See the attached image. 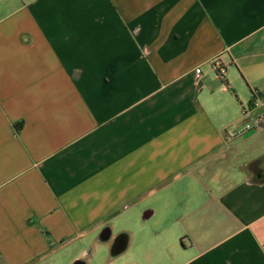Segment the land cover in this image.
I'll list each match as a JSON object with an SVG mask.
<instances>
[{"label":"crops","instance_id":"1","mask_svg":"<svg viewBox=\"0 0 264 264\" xmlns=\"http://www.w3.org/2000/svg\"><path fill=\"white\" fill-rule=\"evenodd\" d=\"M263 112L264 0H0V264H264Z\"/></svg>","mask_w":264,"mask_h":264},{"label":"built area","instance_id":"2","mask_svg":"<svg viewBox=\"0 0 264 264\" xmlns=\"http://www.w3.org/2000/svg\"><path fill=\"white\" fill-rule=\"evenodd\" d=\"M214 66L218 69V72H222V64L219 60L215 59L213 61ZM256 96V92L253 93ZM247 112L245 110L242 111V114L245 115ZM264 129V112L254 117L253 119L244 123L242 128L238 130L235 134H243L246 132H254Z\"/></svg>","mask_w":264,"mask_h":264},{"label":"trees","instance_id":"3","mask_svg":"<svg viewBox=\"0 0 264 264\" xmlns=\"http://www.w3.org/2000/svg\"><path fill=\"white\" fill-rule=\"evenodd\" d=\"M220 73V72H219ZM220 75H223V72L222 73H220Z\"/></svg>","mask_w":264,"mask_h":264}]
</instances>
